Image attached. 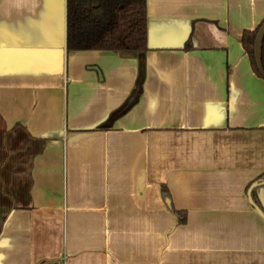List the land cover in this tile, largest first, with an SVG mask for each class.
Wrapping results in <instances>:
<instances>
[{
  "label": "crops",
  "instance_id": "1",
  "mask_svg": "<svg viewBox=\"0 0 264 264\" xmlns=\"http://www.w3.org/2000/svg\"><path fill=\"white\" fill-rule=\"evenodd\" d=\"M147 15L145 51H68L66 0H0V264H264V0Z\"/></svg>",
  "mask_w": 264,
  "mask_h": 264
},
{
  "label": "trees",
  "instance_id": "2",
  "mask_svg": "<svg viewBox=\"0 0 264 264\" xmlns=\"http://www.w3.org/2000/svg\"><path fill=\"white\" fill-rule=\"evenodd\" d=\"M66 15L68 51L105 50L135 53L148 49L147 0H66ZM263 22L264 20L253 31L246 30L242 42L253 68L264 79L254 56L255 37ZM7 155L6 147L0 148V187L3 184V164ZM262 179L264 173L256 181ZM5 195L3 197L7 196ZM253 198L259 203L255 192Z\"/></svg>",
  "mask_w": 264,
  "mask_h": 264
},
{
  "label": "water",
  "instance_id": "3",
  "mask_svg": "<svg viewBox=\"0 0 264 264\" xmlns=\"http://www.w3.org/2000/svg\"><path fill=\"white\" fill-rule=\"evenodd\" d=\"M263 42H264V22L261 24L254 41V56L256 59V63L258 69L262 74H264V67H263ZM264 186V179L261 181H256L252 183L249 188L248 195L251 205L257 210L260 216L264 219V210L261 208L253 199V191L258 188Z\"/></svg>",
  "mask_w": 264,
  "mask_h": 264
}]
</instances>
